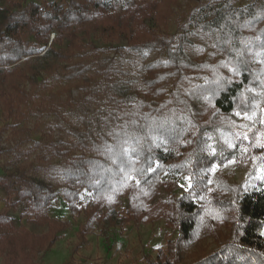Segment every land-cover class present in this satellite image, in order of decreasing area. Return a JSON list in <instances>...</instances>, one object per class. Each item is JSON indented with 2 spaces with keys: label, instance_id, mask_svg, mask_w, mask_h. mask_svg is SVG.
<instances>
[{
  "label": "trees",
  "instance_id": "1",
  "mask_svg": "<svg viewBox=\"0 0 264 264\" xmlns=\"http://www.w3.org/2000/svg\"><path fill=\"white\" fill-rule=\"evenodd\" d=\"M193 1L188 25L172 35L157 30L170 17L169 0H134L118 13L107 0H7L0 6L4 119L17 124L32 114L25 84L33 85L42 72L75 82L82 94L76 123L48 125L49 132L68 127L67 136L34 141L37 161L0 174V187L15 192V203L26 202L30 222L53 221L40 236L20 228L32 249L36 243L51 247L67 227L49 218L51 202L60 195L77 212L80 192L87 190L107 213L89 214L78 231L81 239L96 222L100 228L114 224L109 212L127 197L134 221L162 218L176 233L146 264H264V182H210L214 163H264V0L240 6L233 0ZM92 24L110 38L124 37L129 49L159 56L130 70L119 67L101 56L102 48L82 41L80 33ZM200 32L213 41L208 59L189 52L192 35ZM252 113L253 122L230 123L236 114ZM6 128L0 126V141ZM207 134L215 139L214 153L205 150ZM219 137L230 138L232 146ZM29 153L11 150L15 160ZM166 171L186 174L189 186L151 206L147 202ZM7 227L9 216L0 211L2 264H14L26 248L22 242L8 248ZM191 245L196 249L185 253Z\"/></svg>",
  "mask_w": 264,
  "mask_h": 264
},
{
  "label": "rangeland",
  "instance_id": "2",
  "mask_svg": "<svg viewBox=\"0 0 264 264\" xmlns=\"http://www.w3.org/2000/svg\"><path fill=\"white\" fill-rule=\"evenodd\" d=\"M6 1L0 0V6H3ZM107 1L114 3V9L117 13L124 6L134 3V0ZM233 1L235 5L240 6L256 0ZM194 5L193 0H169L167 6L171 10L170 17L165 24H162L163 26L157 27V30L160 33L172 35L177 32L179 25L183 23L188 25V17ZM148 23L155 27L151 20ZM86 30H88V34L85 32ZM86 30L80 33L82 41H91L102 48L101 56L112 57L119 67L129 68L130 70L143 60H150L159 56L156 51L142 52L129 49L124 37L119 39L110 38L107 34H103L95 24L89 25ZM22 36L33 41L32 36L25 31H22ZM52 36L51 34L50 40ZM191 40L190 54L208 59L213 44L211 36L200 32L193 34ZM66 43L67 41H64L62 46H65ZM114 47H119V50H114ZM44 57H48L46 53ZM44 57L39 59L40 64L42 60H45ZM25 87L33 98L30 101L32 114L29 113V115L24 116L17 124L16 122L9 124L10 121L5 120L0 111V126L7 123V128L3 131L0 141V174L12 170L18 165H28L37 161L39 149L34 148V141L46 137L55 138L58 135L67 136L68 127L55 128L52 132H49L48 125H54L55 123L65 125V122L74 124L77 122L78 113L83 112L80 102L82 94L76 87L75 82L57 80L49 73L42 72L33 85L26 83ZM49 94H53V99L45 100V97ZM62 101H65V103L62 104ZM88 106L93 108L95 103H90ZM255 118V113L249 115L236 114L230 123L253 122ZM206 137L205 150L214 153L216 151L215 139L210 134H207ZM219 141L227 146L233 144L230 138L219 137ZM12 149H29L30 153L19 160H15L12 158ZM57 161L56 158L52 159V162ZM160 181L162 184L159 185L157 193L147 202L151 206L160 204L171 194L181 195L189 186L186 174L171 171L163 172L160 175ZM222 181L241 183L243 186H248L255 181L264 182V163L254 166L252 161L232 158L221 164L214 163L210 182L215 186L218 182L222 183ZM16 200L15 192H7L0 187V211L9 216V227L4 229L9 242L8 248L14 247L16 249L20 242L26 248V254L22 255L20 253L14 264H146V257L149 256L154 259L157 251L159 249L164 250L166 242L176 234L171 227L165 225L162 218L157 217L147 222L134 221L130 217L129 200L124 197L109 212L111 217L116 220L114 224L105 223L100 228L98 222H96L81 239L78 231L80 226L87 220L88 215L93 212H96L97 215L107 213L105 207H99L98 204L92 202L90 191L82 190L77 202L79 207L77 212H71L60 195L51 202L47 210L49 218L64 221L67 223V227L58 232V239L51 247L43 249L38 247L40 244L36 243V248L32 249L26 243L20 228H25L29 232L40 236L46 234L53 221H49L44 225L30 222L25 215L26 202L15 203ZM211 241V238H207L205 241L209 248L213 246ZM195 249L196 247L191 245L185 253L190 254ZM3 257L4 254H0V264L4 262Z\"/></svg>",
  "mask_w": 264,
  "mask_h": 264
}]
</instances>
